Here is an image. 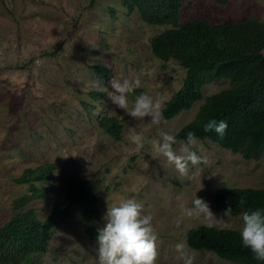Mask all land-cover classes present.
Returning <instances> with one entry per match:
<instances>
[{
	"label": "rangeland",
	"instance_id": "rangeland-1",
	"mask_svg": "<svg viewBox=\"0 0 264 264\" xmlns=\"http://www.w3.org/2000/svg\"><path fill=\"white\" fill-rule=\"evenodd\" d=\"M180 1L181 22L193 17L210 22L244 17L264 21V0ZM167 26L144 22L120 0H0V224L16 212L13 199L30 192L29 184L15 177L25 167L49 162V179L32 182L44 195L23 208L33 207L42 219L63 196L66 180L84 178L96 196L97 228L103 225L107 202L134 196L153 217L157 264H184L175 245L186 244L185 231L203 223L181 219L182 208L191 207L194 196L222 217L224 211L212 200L217 187H264V149L257 158H244L208 138H196L193 150L207 162L189 164L186 176L163 157L153 159L148 143L133 152L130 133L149 140L159 139L161 132L173 135L194 116L204 95L229 86L223 77L203 83L202 97L159 127L113 104L108 97L113 78L140 81L141 86L128 94V110L142 92L166 100L181 84L184 68L150 50V36ZM89 64L101 65L103 75ZM104 114L119 120V138L99 126ZM173 147L178 149L179 143ZM223 218L224 227L239 229L240 214ZM186 246L193 264H240ZM97 247L75 211L51 228L42 250L21 264H97Z\"/></svg>",
	"mask_w": 264,
	"mask_h": 264
},
{
	"label": "trees",
	"instance_id": "trees-1",
	"mask_svg": "<svg viewBox=\"0 0 264 264\" xmlns=\"http://www.w3.org/2000/svg\"><path fill=\"white\" fill-rule=\"evenodd\" d=\"M128 11L136 10L148 24L168 25L149 38L152 54L167 61L173 59L184 68L181 84L164 101V117L171 118L202 97L203 83L217 77L226 78L229 86L206 94L194 116L173 135L186 140L193 131L196 138H208L222 147L240 153L244 158H257L264 149V21L255 17L210 22L204 17L179 21L180 0H120ZM89 67L102 76L99 64ZM92 94L94 92H91ZM225 120L228 128L223 137L214 131L205 132L209 119ZM102 130L119 138V120L108 114L98 120ZM49 162L25 167L15 177L28 183L30 192L13 199L16 212L0 224V264H21L42 250L50 230L61 219L78 211L83 219L85 234L96 240L99 210L92 184L84 178L66 180L60 199L54 201L44 218L39 219L33 207H24L31 199L44 193L32 184L48 180ZM246 203L239 205V198ZM214 205L225 210L232 206L231 215L246 210L264 208V187H217L212 195ZM186 244L195 250H208L217 256L240 264H264L244 248L238 228H207L204 223L185 231Z\"/></svg>",
	"mask_w": 264,
	"mask_h": 264
},
{
	"label": "clouds",
	"instance_id": "clouds-1",
	"mask_svg": "<svg viewBox=\"0 0 264 264\" xmlns=\"http://www.w3.org/2000/svg\"><path fill=\"white\" fill-rule=\"evenodd\" d=\"M112 91L108 97L113 104L138 120L147 117L153 126L166 123L164 101L144 92L136 96L129 109L128 94L139 88V79L129 80L113 78L110 80ZM205 132L214 131L223 137L228 124L225 120L209 119L203 126ZM134 145L133 152H139L146 143L151 145L153 159L163 157L167 165L182 176L188 175V165L206 163V158L197 155L193 149L197 146L193 131L186 133V140L178 142L172 134L161 132L159 139H147L133 131L129 136ZM179 143V148L173 146ZM246 203L245 197L239 198V205ZM182 216L201 219L207 228H222L226 225L223 217L232 214V206L224 210L222 217H217L207 202L194 196L191 207L182 208ZM103 225L97 229V264H157L159 257L158 233L153 226L151 214H145L143 204L134 196L121 197L114 202H107L103 214ZM239 238L244 248L248 249L257 261H264V208L246 210L241 213ZM175 250L184 264H193V258L187 252L185 243H177Z\"/></svg>",
	"mask_w": 264,
	"mask_h": 264
}]
</instances>
